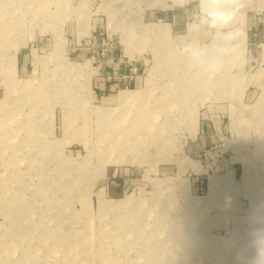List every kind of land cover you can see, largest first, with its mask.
Returning <instances> with one entry per match:
<instances>
[{
	"label": "rangeland",
	"instance_id": "374dc122",
	"mask_svg": "<svg viewBox=\"0 0 264 264\" xmlns=\"http://www.w3.org/2000/svg\"><path fill=\"white\" fill-rule=\"evenodd\" d=\"M148 2L0 0V264L254 255L250 233L264 227V0H235L230 45L206 27L188 37L234 45L216 72L181 51L198 0Z\"/></svg>",
	"mask_w": 264,
	"mask_h": 264
},
{
	"label": "clouds",
	"instance_id": "9594fccd",
	"mask_svg": "<svg viewBox=\"0 0 264 264\" xmlns=\"http://www.w3.org/2000/svg\"><path fill=\"white\" fill-rule=\"evenodd\" d=\"M191 0H182V7H186ZM239 6L235 0H198L191 13L190 22L185 25V35L180 37L186 40L181 49L195 63L207 65L212 72L219 71L222 66L219 57L234 51V45H230L236 38V32L232 28ZM202 27H206L213 34V40L223 37L226 46L216 43L201 44L195 39H188L193 33H198ZM249 246L254 255L247 260V264H264V227L254 229L250 233Z\"/></svg>",
	"mask_w": 264,
	"mask_h": 264
},
{
	"label": "bare ground",
	"instance_id": "6f19581e",
	"mask_svg": "<svg viewBox=\"0 0 264 264\" xmlns=\"http://www.w3.org/2000/svg\"><path fill=\"white\" fill-rule=\"evenodd\" d=\"M158 1V0H157ZM156 0H149V2L147 3L148 5H153V6H158V3H156L157 2ZM12 2V1H11ZM174 2L175 3H180L181 2V0H174ZM21 3V2H20ZM17 5V4H16ZM26 5V4H25ZM12 6V5H11ZM10 6V7H11ZM18 6H19V4H18ZM17 7V6H16ZM39 7V6H38ZM1 9V8H0ZM6 9V8H5ZM4 9V10H5ZM7 10V9H6ZM25 10V9H24ZM27 10V9H26ZM37 10V9H36ZM16 11V10H15ZM42 12V11H41ZM21 13V12H20ZM24 14H25V12H24ZM18 15V14H17ZM22 15V14H21ZM17 18V17H16ZM164 26V25H163ZM159 27V26H158ZM166 27V26H165ZM157 29V28H156ZM158 33H159V31H158ZM8 34V33H7ZM153 34V33H152ZM8 37V36H7ZM216 40V39H215ZM4 41V40H3ZM224 43V42H223ZM220 45V44H219ZM3 47V46H2ZM14 49H15V47H14ZM17 49V48H16ZM16 56V55H15ZM15 56H13L12 57V62H13V64H15V62H16V57ZM166 56V55H165ZM187 57V56H186ZM181 58V57H180ZM179 58V59H180ZM182 59H183V57H182ZM172 60H174V59H172ZM185 60V59H184ZM163 61V60H162ZM179 61V60H178ZM185 63V62H184ZM174 64V63H173ZM161 65H163V64H161ZM187 65V64H186ZM67 66V65H66ZM184 66V65H183ZM14 67V66H13ZM184 69V68H183ZM186 69V68H185ZM165 70V69H164ZM74 71V70H73ZM75 71L76 72H87V68H85L83 65H80V66H77V68H75ZM88 74V73H87ZM8 75H9V72H8ZM12 76V75H11ZM15 77V76H14ZM187 77V76H186ZM182 78V77H181ZM203 78V77H202ZM182 79H184V78H182ZM9 80H11V78L9 79ZM13 80V79H12ZM153 80V79H152ZM196 80V79H195ZM195 80H194V82H195ZM8 82V81H7ZM6 82V83H7ZM12 82V81H11ZM189 82H191V81H189ZM14 83V82H13ZM12 83V84H13ZM181 83V82H180ZM179 83V84H180ZM197 83V82H196ZM25 84H23L22 85V87L24 86ZM187 85H188V83H187ZM18 86V85H17ZM194 86H195V84H194ZM207 86V85H206ZM149 87V86H148ZM24 88H26V87H24ZM196 88V87H195ZM21 89V88H20ZM197 90V89H196ZM17 91V90H16ZM21 91V90H20ZM206 91V90H205ZM13 93V92H12ZM172 93V92H171ZM185 93V92H184ZM27 94V93H26ZM173 94V93H172ZM192 94V93H191ZM25 95V94H24ZM193 96V95H192ZM146 97V96H145ZM179 103V102H178ZM136 105V104H135ZM154 105V104H153ZM131 107V106H130ZM170 107H171V105H170ZM165 108V107H164ZM149 109V108H148ZM167 110V109H166ZM124 111V110H123ZM179 111V110H178ZM133 112V111H132ZM149 112V111H148ZM169 112H170V110H169ZM123 113V112H122ZM166 113V112H165ZM165 113H162V114H165ZM133 114H134V112H133ZM146 114V113H145ZM120 116V115H119ZM169 117V116H168ZM116 118H118V117H116ZM119 118H121V117H119ZM131 119V118H130ZM134 119V118H133ZM153 121V120H152ZM120 122V121H119ZM145 122V121H144ZM149 122V121H148ZM108 125V124H107ZM119 126V125H118ZM138 126V125H137ZM121 127V126H120ZM147 129V128H146ZM35 130V129H34ZM33 130V131H34ZM164 130V129H163ZM138 132V131H137ZM131 136V135H130ZM130 136H126L125 135V137H124V139H125V141H128V139L129 140H131L132 138H133V141L131 140V142H130V144H137L138 142H140V141H142L143 142V139L142 140H139V139H137L138 137H137V135H134L133 137H131L130 138ZM164 136V135H163ZM146 137L144 136V139H145ZM124 141V142H125ZM145 142H147V145L146 146H144V147H142V149L141 150H145V149H148L150 146H152L153 144H152V142L150 141V140H148V139H146V141ZM154 143V142H153ZM152 144V145H151ZM160 145V144H159ZM116 147V146H115ZM135 147V146H134ZM117 148V147H116ZM137 148V147H136ZM162 148V147H161ZM118 149V148H117ZM125 150V149H124ZM123 151V150H122ZM138 151V150H137ZM139 154V153H138ZM140 160H142L141 158H139ZM171 183V182H170ZM173 185H174V183H173ZM176 185V184H175ZM164 188V187H163ZM215 188V187H214ZM210 194V193H209ZM211 196V195H210ZM214 196H215V194H214ZM135 201V200H134ZM137 201V200H136ZM207 202V201H206ZM106 205V204H105ZM196 205V204H195ZM148 207V206H147ZM149 207H151V205L149 206ZM145 211V210H144ZM144 214V213H143ZM143 214H142V216H143ZM146 214V213H145ZM137 222H138V220H137ZM83 223V222H82ZM149 235V234H148Z\"/></svg>",
	"mask_w": 264,
	"mask_h": 264
}]
</instances>
